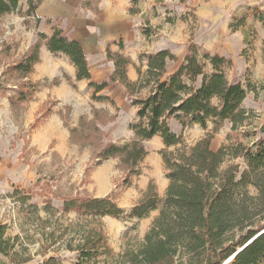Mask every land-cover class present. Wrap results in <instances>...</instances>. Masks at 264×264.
<instances>
[{
    "label": "rangeland",
    "instance_id": "rangeland-1",
    "mask_svg": "<svg viewBox=\"0 0 264 264\" xmlns=\"http://www.w3.org/2000/svg\"><path fill=\"white\" fill-rule=\"evenodd\" d=\"M42 1L34 2L40 5ZM73 1L88 13H101L99 0ZM183 5L180 0H130L132 40L127 42L128 37H123L120 45L127 47L135 62L125 57L133 64L138 63L137 68L141 56L168 49L176 57V61L168 64L167 76H170L181 66L192 44L201 53L205 51L211 56L229 54L227 60H232V64L225 66L223 71L231 83L240 82L247 91V98L241 106L245 120L236 128L230 121H224L214 134L211 148L218 151L223 146L230 148L238 144L255 148L256 144L264 143V12L255 9L219 12L220 20L213 24V28L211 20L202 21L191 8L182 11L180 8ZM139 11H143L144 16ZM36 14H29V4L22 1L15 12L0 15V241L1 248L8 250L0 254V264H45L51 257H55L58 264H81V254L76 250L82 237L81 227L90 232L97 224L103 228L112 253L109 257L100 256L97 261L93 259L91 263L104 264L108 258L109 264H116V260L121 262L118 258L120 255L143 242L159 216V209L142 219L103 217L95 223L92 217L65 212L63 207L66 200L113 196L118 206L129 212L144 199L150 186L155 188L160 199L168 186L164 192H160L158 181L164 176L155 178L148 175L145 187L137 183L140 176L133 179L131 186L123 187L125 172L119 158H111L119 159V162L112 161L106 168L104 165L110 159L95 165L94 149L84 145L83 141L72 140V129L80 126L82 117L93 119L95 109L104 110L108 117H114L101 126L105 144L123 145L131 141L134 137L116 140L111 131L112 123L118 117H127L122 112V105H119L121 99L117 100V105L110 100L98 102L92 100L91 92L88 99L81 102L83 113L75 122L74 101L60 98L56 93L63 80L70 87H76L71 77L61 75V72L55 77H45L35 67L28 75L15 69L38 42L39 33L45 29L51 33L50 24L54 28L59 26L57 29L62 32L68 29L59 19L41 23ZM138 33L142 41L137 40ZM237 35L243 38L242 51L237 44ZM108 50L116 54L110 47ZM56 56L54 59L62 63L61 56ZM207 70L211 72L209 65ZM27 81L38 83V91L31 100L14 107L11 98L18 93L20 84ZM128 101L124 103L132 105L129 97ZM169 124L171 131L182 137V144L169 148V152L182 146L196 145L216 128L212 121L206 127L195 124L185 129L174 118L169 120ZM234 164L242 169L243 158L229 159L224 167ZM145 168L151 170L143 161L141 174ZM105 172L110 173V182L103 186L99 184L98 176L102 179ZM162 172L167 176L165 168Z\"/></svg>",
    "mask_w": 264,
    "mask_h": 264
},
{
    "label": "trees",
    "instance_id": "trees-1",
    "mask_svg": "<svg viewBox=\"0 0 264 264\" xmlns=\"http://www.w3.org/2000/svg\"><path fill=\"white\" fill-rule=\"evenodd\" d=\"M20 1L0 0V15L15 12ZM28 4L29 14L34 13L38 3L28 0ZM43 44L52 53L69 57L76 68L77 80L91 79L81 43L70 41L61 30H55L52 36L39 33L38 42L15 69L26 75L32 73L40 61ZM107 54L114 62L115 72L110 82L89 84L92 100L105 101L98 93L111 83L123 84L140 118L132 126L135 136L123 145L105 144L101 126L114 117L94 109L93 119L82 117L80 126L72 129V140L83 141L94 149L95 165L119 158L125 172L123 187L127 188L141 175L147 156L144 143L160 136L167 147L162 157L169 185L161 199L150 186L144 199L129 212L121 209L113 196L67 199L63 210L92 217L96 223L103 217L142 219L159 209V216L143 242L120 255L121 262L116 260V264H225L233 256L227 264H264V143L256 144L255 148L243 144L223 146L218 151L211 148L214 134L224 121H230L236 128L245 120L241 106L247 91L242 83H231L223 71L232 60L201 53L192 44L178 70L167 76L168 64L176 61V57L170 50H161L140 57L138 80L132 82L127 78L131 60L109 50ZM208 65L211 72L207 70ZM38 88L39 84L32 81L21 83L18 93L11 98L12 105L28 102ZM172 118L184 129L195 124L206 127L209 121L216 128L196 145L169 152V148L182 144V137L169 126ZM237 158H243L242 169L238 164L224 167L229 159ZM80 233L82 237L76 250L81 254V264H92L93 259L111 255L100 224L90 232L82 226ZM1 247L0 241V254L7 253ZM103 263L109 264L108 258ZM45 264L58 263L51 257Z\"/></svg>",
    "mask_w": 264,
    "mask_h": 264
},
{
    "label": "crops",
    "instance_id": "crops-1",
    "mask_svg": "<svg viewBox=\"0 0 264 264\" xmlns=\"http://www.w3.org/2000/svg\"><path fill=\"white\" fill-rule=\"evenodd\" d=\"M22 1H26L28 5V0ZM148 1L154 2L155 0ZM181 3H184V5L180 8L182 11H186L191 8L194 14L202 21L205 19L211 20L213 28L215 26L213 24H215L217 20H220L219 12H240L246 9H255L257 11L262 10V12H264V0H184V2ZM129 8L130 0H99L98 9L99 12H101L99 15H95L90 12L88 13L85 9L78 8L77 4L73 0H43L42 4L37 5L36 7V18L37 20H40L41 23L47 24L48 21L54 22L59 19L62 24L64 23L67 25L68 29L72 27L76 28V30L73 31L65 29L63 31V35L65 36V34H67L70 41L76 40L80 42L86 55L88 69L91 75L90 80H77L76 68L70 61L69 57L61 53L54 54L49 51L46 46L41 48L40 63L34 66L36 71L45 77L48 75L55 77L58 75V72H61V75L67 74L71 77L76 87H70L69 83L63 80L57 88L56 93L60 98L74 101L73 104L76 108H74L73 111V118L75 122H78L80 114L83 113L80 106L81 102L86 98L88 99L90 93L93 92L89 84L91 82L96 84L110 82V78L115 72L114 62L108 60V48L110 47V49L115 53L125 54L124 56L128 57L131 56L127 47L123 48V45H120L123 37H128L127 42L132 40L130 38V30L133 27L132 20L130 19L131 14ZM139 12L141 13L140 15L144 16L143 11ZM50 27L51 33H54L55 30H61L57 29L59 26L54 28L53 24H50ZM184 27L185 26H183V29ZM44 32L49 36L51 34H49L46 29L42 33ZM141 37L142 36L138 33L137 40L142 41ZM236 39L237 44L240 45V50L242 51L243 38L237 35ZM111 42H115V44L113 43L110 45L109 43ZM56 55L61 56L59 58L63 59L62 63H59L56 59H54L57 57ZM222 57L227 59L229 58V54H222ZM132 61L135 62L133 59ZM137 64L138 63L133 64L131 62L127 67V78L132 82L138 80V67L136 68ZM41 75H39V77H41ZM98 96L105 97L107 101H114L116 105V102H118L117 100L121 99V101H119V105H122V112L126 113L127 117H118L117 121L112 123L113 125L111 127V131L113 132L116 140H120L122 138L130 140L133 138L135 136V132L132 130V126L138 123L140 118L137 115L136 107L130 105V103H124V101H128V92L126 87L117 81L111 83L110 86L98 93ZM123 103L126 104L125 107ZM83 111H85V109ZM145 148L147 156L144 161L147 166L151 167V170L145 168L143 173L140 175L141 178L138 177L140 178V182L137 183L141 187H145L148 184V175L154 176L155 178H159L162 175L164 177L161 181H158V184H160V192H164L169 181L167 176L163 175L162 172L164 168V161L161 152L167 147L162 137L155 136L153 139L145 142ZM112 161L118 163L119 159H110V161L105 163L104 167H108ZM108 173L105 172L106 175L102 179L98 176L100 185H109L110 173ZM100 174L101 173H99V175ZM106 177H108V180H105Z\"/></svg>",
    "mask_w": 264,
    "mask_h": 264
},
{
    "label": "water",
    "instance_id": "water-1",
    "mask_svg": "<svg viewBox=\"0 0 264 264\" xmlns=\"http://www.w3.org/2000/svg\"><path fill=\"white\" fill-rule=\"evenodd\" d=\"M233 258H234V256L230 260H228L225 264H227L228 262H230Z\"/></svg>",
    "mask_w": 264,
    "mask_h": 264
}]
</instances>
